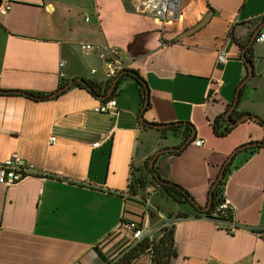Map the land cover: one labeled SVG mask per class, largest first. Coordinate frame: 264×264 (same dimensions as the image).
Listing matches in <instances>:
<instances>
[{"label": "crops", "instance_id": "1", "mask_svg": "<svg viewBox=\"0 0 264 264\" xmlns=\"http://www.w3.org/2000/svg\"><path fill=\"white\" fill-rule=\"evenodd\" d=\"M6 3L11 9L0 15V90L47 97L61 82L77 79L104 90L117 77L113 70H127L145 80L149 103L142 111L131 73L109 97L117 102L113 113L98 112L102 100L81 83L53 99L0 94V164L16 153L36 170L14 186L0 185V264H109L130 245L132 232L124 223L153 236L168 215L179 212L191 216L175 222L179 255L173 264H264V147L249 158V151L237 154L241 166L227 178L225 198L241 227L233 232L224 223L194 217L192 207L153 187L144 197L129 189L132 174H142L158 151L182 144L142 120L193 124L203 144L163 154L154 167L200 206L227 157L264 141V128L254 120L224 137L213 129L248 75L242 51L264 23V0H180L181 18L165 27L136 12L129 0H0ZM210 12L204 28L174 42ZM263 33L264 28L258 37ZM257 39L247 50L254 75L232 115L264 121V40ZM85 43L95 49L84 53ZM113 48L118 57L102 59ZM221 48L228 56L225 66L217 62ZM133 264H151V256Z\"/></svg>", "mask_w": 264, "mask_h": 264}, {"label": "trees", "instance_id": "2", "mask_svg": "<svg viewBox=\"0 0 264 264\" xmlns=\"http://www.w3.org/2000/svg\"><path fill=\"white\" fill-rule=\"evenodd\" d=\"M178 42V41H174ZM242 49L244 46H241ZM249 59L252 58V53H249ZM132 73L136 74L130 75L133 80L136 82V84L139 87L140 92V99L141 103L144 105L146 101V82L145 80L139 75L138 72L132 71ZM128 76V75H125ZM124 76V77H125ZM123 79V77L121 78ZM90 86L92 87V90H89L85 85L79 84L78 86L82 88H87V90L95 95L96 97H99L100 94L103 92L106 94L107 90L110 88V84H112L111 81H109L106 84V87L104 90L101 89L100 86L95 84L92 81H89ZM66 83L61 82L60 88L64 87ZM34 96H43L40 93H31V95ZM112 98H109L108 100H111ZM231 105H229L225 111V113L215 119L213 122V129L214 133L217 136L224 137L227 134H229L235 127L234 125L237 123L238 119H240L243 114H238L236 118L232 115L230 118V122L228 123L226 120V113L230 109ZM261 127L264 128V121L260 120V122H257ZM174 125L167 128L159 130V132L162 134V137H166L167 134H172L173 136L180 137L182 140V144L187 143V146L190 145L194 140H196L195 137L191 140V137L196 133L195 127L190 122L187 123H173ZM261 146H257L255 148H251L248 151V158L255 154L257 150H259ZM185 149V148H184ZM184 149L181 151L183 152ZM181 152L172 153V154H180ZM151 158L147 161L145 165V170L142 174H140L138 177L135 178V175L132 174V179L130 182V192L134 196H143L144 197V191L147 190L148 187H153L156 189V191L167 195L169 198H171L173 201L180 205H189L192 207L195 211L193 214L196 218H206L215 220L217 222L223 223L233 220V214L231 211L226 212H218L216 216L214 214L217 212V208L225 201V187L228 176L235 170L238 169L241 164H235L236 157L233 160V162L227 167L225 170V176L224 178L219 182L216 188H213L215 182L218 179L219 173L225 163V161L220 165L218 173L214 179L210 181L209 189H208V200L205 206L208 205L210 200V195L212 194V206L209 211L207 212H200L198 208L205 207L200 206L196 203L193 196L181 185L176 184L174 182H170L168 185H162L160 184L156 178L153 175L152 169L149 166ZM247 160V158L245 159ZM244 160V161H245ZM159 211V209H157ZM148 213L151 218L156 216V211L154 209H148ZM190 214L186 213H177L176 215H168L167 221L164 222V224L154 233L152 237H145L141 242L138 244L132 246L128 250L121 253L120 257L116 258L115 260L111 261L109 264H133L136 260H138L143 255L149 254L151 256V264H173L174 260L178 257V247L177 243L175 241V222L179 220H184L190 218Z\"/></svg>", "mask_w": 264, "mask_h": 264}, {"label": "built area", "instance_id": "3", "mask_svg": "<svg viewBox=\"0 0 264 264\" xmlns=\"http://www.w3.org/2000/svg\"><path fill=\"white\" fill-rule=\"evenodd\" d=\"M130 3L136 12L151 16L163 27L172 25L173 22H175L182 16L180 11V0H130ZM10 9H11L10 3L0 4V15L6 16L9 13ZM90 20L91 18L89 16L85 18V21L87 23H89ZM263 40H264V33L258 37L257 41H263ZM81 49L84 53L88 54L95 49V46L90 43H85L82 44ZM118 55H119V50L112 49V50H107L105 53L101 55V57L104 60H108V59L115 60L118 57ZM217 62L218 64L224 66L228 63V56L223 48H221L217 52ZM59 66L60 69L62 70L66 66L65 61H61ZM92 73H95V70H93ZM118 73H116V71L113 70L110 75L115 77L117 76ZM61 76L62 77L64 76L63 73L61 74ZM216 82L219 83L220 81L217 80ZM116 107H117L116 100L111 99L107 101H102L99 104L97 111L100 113H113L114 111H116ZM53 140L54 139H52V141ZM193 144L196 147H200L203 144V140L196 139L193 141ZM98 146L99 143L94 144V147H98ZM35 173L36 170L34 169V167H32L29 163H27L18 154L14 153L10 157H8L3 163L0 164V185L6 188L14 186ZM226 211H231L233 214L232 221L223 222L227 226L229 231L233 232L241 228L240 225L234 221V211L231 207L230 201L225 198V201L217 208V212L214 214V216H216L218 212L223 213ZM123 226L132 232L130 245L124 251L138 244L145 237H152L151 232H148L145 228L137 225L136 223L126 222L123 224Z\"/></svg>", "mask_w": 264, "mask_h": 264}, {"label": "water", "instance_id": "4", "mask_svg": "<svg viewBox=\"0 0 264 264\" xmlns=\"http://www.w3.org/2000/svg\"><path fill=\"white\" fill-rule=\"evenodd\" d=\"M213 17V12H210L208 13L197 25H195L194 27L186 30L185 32H183L182 34H180L177 38H176V41H180L184 38H187V37H190L191 35L195 34L196 32L200 31L202 28H204L211 20V18ZM264 28V23L253 33L252 37H251V41L249 43V45L247 47H245L242 51V59L244 60L245 62V65H246V68L248 70V75L246 76V78L241 82V84L239 85L238 89H237V93H236V97L230 107V109L228 110V112L226 113V118L227 120L230 122V116L232 115V113L236 110L238 104H239V101H240V98H241V93H242V90L243 88L246 86V84L251 80V78L253 77L254 75V65L252 63V61L248 58V55H247V50L248 48L256 41L258 35L260 34V32L262 31V29ZM111 61H107V63H110ZM126 73H131L132 75H136L130 71H122L120 72L117 77L115 78V80L113 81L112 85H111V88H110V91L105 94V95H101L99 96V99L102 100V101H105L107 100L115 91L119 81L121 80V77L126 74ZM75 83H81L83 85H86V87L89 89V90H92V87L90 86V83L88 81H86L85 79H77L75 81H71L70 83H68L67 85H65L64 87H62L61 89H59L58 91H56L55 93H53L52 95H49L47 97H38V96H34V95H31V94H28V93H25V92H22V91H4V90H0V94H3V95H8V94H16V95H26V96H30L32 98H35V99H53L57 96H59L61 93L65 92L66 90H68L71 86H73ZM148 103H149V93H148V90H146V101H145V104H144V107L142 109V111L144 109L147 108L148 106ZM247 120H254L256 122H260V118H258L257 116L253 115V114H246L244 115L243 117H241L237 123L234 125L237 126L241 123H244L246 122ZM142 123L151 127V128H155V129H159V130H162V129H167L171 126H173L174 124H154V123H147L145 121L142 120ZM195 137V134L191 137V140ZM187 146V143L181 145L180 147H172V148H166V149H162L160 151H158L153 157L152 159L150 160V163H149V166L150 168L152 169V172H153V175L154 177L156 178V180L162 184V185H168L170 184V182L162 179L160 177V175L158 174V172L156 171L155 169V163L157 161V159L163 155V154H166V153H177V152H181L184 148H186ZM257 146H261V147H264V141H259V142H252V143H247L245 145H242L240 147H238L236 150H234L226 159L220 173H219V176H218V179L217 181L215 182L213 188H216L217 185L219 184V182L224 178L225 176V170L227 169V167L233 162V160L235 159V157L237 156V154H239L240 152L242 151H248L249 149L251 148H255ZM212 206V194L210 195V200H209V203L207 206L205 207H200L198 208L200 212H207L210 210Z\"/></svg>", "mask_w": 264, "mask_h": 264}, {"label": "rangeland", "instance_id": "5", "mask_svg": "<svg viewBox=\"0 0 264 264\" xmlns=\"http://www.w3.org/2000/svg\"><path fill=\"white\" fill-rule=\"evenodd\" d=\"M130 1V0H129ZM82 18V16L80 17V19ZM113 49H115V48H113Z\"/></svg>", "mask_w": 264, "mask_h": 264}]
</instances>
